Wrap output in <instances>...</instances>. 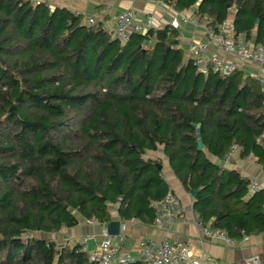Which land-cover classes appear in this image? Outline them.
<instances>
[{
    "label": "trees",
    "instance_id": "1",
    "mask_svg": "<svg viewBox=\"0 0 264 264\" xmlns=\"http://www.w3.org/2000/svg\"><path fill=\"white\" fill-rule=\"evenodd\" d=\"M162 1L264 40V0ZM234 145L264 166L262 82L200 69L171 23L121 39L68 6L0 0V264H98L80 241L47 235L113 210L154 223L153 204L174 193L159 150L197 190L204 224L236 240L264 232V188L250 193L249 177L215 162Z\"/></svg>",
    "mask_w": 264,
    "mask_h": 264
},
{
    "label": "crops",
    "instance_id": "2",
    "mask_svg": "<svg viewBox=\"0 0 264 264\" xmlns=\"http://www.w3.org/2000/svg\"><path fill=\"white\" fill-rule=\"evenodd\" d=\"M43 1V0H35ZM51 7L56 5L68 6L77 12L86 14V18L94 16L104 21V26L109 30H114L115 17L123 9L133 8L140 17L152 14L154 17V26L163 27L169 24L172 18L183 12H177L172 6L166 4H157L148 0H44ZM97 8V9H96ZM101 11V12H100ZM190 17L195 16L186 12ZM108 16V17H106ZM180 45L184 49L185 57H192L193 45L197 42L206 44L202 51L198 67L206 70L210 67V59L213 55H218L224 59L235 60L238 63L239 70L245 77L249 76L261 81L264 79V64H260L253 59H243L233 53L224 52L217 43L209 39L204 24L193 25L187 21L180 20ZM252 42V41H251ZM164 160L163 172L171 185L174 193L181 199L182 211L180 217L171 225L166 222L144 223L137 219L121 220V234L125 236L122 245V253H132L141 256V242L148 238L166 237L172 244L179 245L183 242L188 243L196 257L200 255H209L213 260L208 264H232L240 263L248 259H255L251 264H264V232L245 236L236 240L234 244H226L224 241L205 236L201 233L197 225L198 214L193 208L194 197L191 192H187L180 184L173 170L168 165L166 158L161 150ZM222 165L232 167L240 172L241 175L251 177L255 176L260 181L261 188H264V166L258 163L256 157H240L238 148L232 152L230 159L219 160ZM250 193L251 190H250ZM113 218L119 219L117 212L113 210ZM112 218V219H113ZM102 223L83 221L74 228H63L58 237L64 242L70 244L80 241L83 237H91L89 240V249H95L102 240ZM142 257V256H141Z\"/></svg>",
    "mask_w": 264,
    "mask_h": 264
},
{
    "label": "built area",
    "instance_id": "3",
    "mask_svg": "<svg viewBox=\"0 0 264 264\" xmlns=\"http://www.w3.org/2000/svg\"><path fill=\"white\" fill-rule=\"evenodd\" d=\"M157 4H164L162 0H148ZM94 16L88 17L90 24L94 23ZM180 20L187 21L193 25H198L196 18L190 17L186 12L174 16L171 20L173 27H178ZM154 26V17L152 14H147L142 17L139 16L133 8H126L118 12L115 17L114 35L127 39L132 31H148ZM209 39L223 49L224 52L233 53L238 57L245 59H253L254 61L264 64V40L258 43L246 40L242 35L236 36V29L232 18L223 20L218 30L214 31L211 27L204 24ZM206 44L204 42H197L192 48V58L195 64H199L202 51L205 50ZM211 69L222 75L227 76L239 68L235 60L224 59L218 55H213L210 59ZM262 82V90L264 91V79L260 78ZM237 147L232 146L231 152L226 156L230 159L232 152H235ZM250 190L255 191L260 186V181L257 177L251 176ZM156 210L155 223L166 222L171 225L179 219L182 211L181 199L172 192H169L162 200L153 204ZM197 225L201 233L208 237H213L224 241L226 244L236 243V239L232 238L227 230L213 227L204 224L202 219L197 217ZM91 237L85 236L80 240L82 248L89 252L91 260L98 264H129L135 261L138 256L132 253H122L121 249L125 236L119 234L118 236H109L106 231H102V240L95 249H89V240ZM141 256L147 259L151 264H208L213 258L209 255H200L196 257L192 247L183 242L179 245L172 244L166 237L164 238H148L141 242ZM255 259H248L240 263L232 264H251Z\"/></svg>",
    "mask_w": 264,
    "mask_h": 264
},
{
    "label": "water",
    "instance_id": "4",
    "mask_svg": "<svg viewBox=\"0 0 264 264\" xmlns=\"http://www.w3.org/2000/svg\"><path fill=\"white\" fill-rule=\"evenodd\" d=\"M197 147L199 149L203 148L204 144L202 142V139L200 138V131L199 128H197ZM218 163V161H217ZM162 166H160L161 168ZM192 196L194 197L196 195L197 190H191L190 191ZM252 193L254 191H251ZM121 220L120 219H115L113 218L111 221L107 222V223H102L101 224V228L103 231H106V233L109 236H118L121 233Z\"/></svg>",
    "mask_w": 264,
    "mask_h": 264
},
{
    "label": "rangeland",
    "instance_id": "5",
    "mask_svg": "<svg viewBox=\"0 0 264 264\" xmlns=\"http://www.w3.org/2000/svg\"><path fill=\"white\" fill-rule=\"evenodd\" d=\"M57 235H58V233L47 235V236L50 237L51 239H54L58 243L59 246H62L65 242L63 241V239L61 237H58Z\"/></svg>",
    "mask_w": 264,
    "mask_h": 264
}]
</instances>
